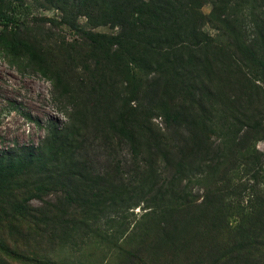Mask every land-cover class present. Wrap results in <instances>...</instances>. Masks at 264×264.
I'll return each instance as SVG.
<instances>
[{"label": "rangeland", "instance_id": "rangeland-1", "mask_svg": "<svg viewBox=\"0 0 264 264\" xmlns=\"http://www.w3.org/2000/svg\"><path fill=\"white\" fill-rule=\"evenodd\" d=\"M199 1V23L211 37L215 55L200 58L204 63L193 67L195 76L191 58L192 65L182 70L180 79L169 72L131 70L113 44L120 28L101 20L104 12L99 8L88 16L86 8L62 1L0 0V33L27 41L49 69L43 74L28 58H12L0 45V153L38 146L51 124L76 141L72 153L78 162L71 168L63 165L48 178L21 177L0 196V264H264L260 245L222 255L236 238L228 229L199 240L195 227L169 237L165 233L170 227H164V233L161 225L152 223L150 237L139 247L134 245L137 240L127 237L115 245L74 246L81 238L73 227L86 220L80 192L88 191L87 197L95 200L89 191L104 199L140 184L149 191L152 174L158 179L171 173L174 155L148 147L144 139L159 136L168 149L174 145L175 150L189 152L196 128L164 120L161 100L189 115H207L218 126L232 125L239 134L245 132V162L240 157L236 163L231 156L227 160L228 166L234 162L232 182L239 184L244 196L243 210L232 208L229 220L234 226L241 211L264 213V83L251 79L241 63L231 64L218 50L229 39L208 17L213 0ZM246 1L253 4L264 37V0ZM182 55L188 57L186 51ZM134 109L139 118L149 111L152 124L136 132L141 141L137 148L117 137L113 128L118 123L127 126L124 120ZM200 136L208 144L219 141L213 133ZM253 152L260 154L259 162ZM79 171H84L81 176ZM191 186L195 201H200L203 188ZM144 211L134 208L133 214H126V224ZM182 217L179 212L178 219Z\"/></svg>", "mask_w": 264, "mask_h": 264}, {"label": "trees", "instance_id": "trees-1", "mask_svg": "<svg viewBox=\"0 0 264 264\" xmlns=\"http://www.w3.org/2000/svg\"><path fill=\"white\" fill-rule=\"evenodd\" d=\"M56 1L86 8L89 10L88 16L89 12L101 9L104 13L99 18L120 28L113 44L117 46L119 53H123L122 58L126 63L132 65L131 70L135 68L154 74L169 72L168 74L180 78L182 70L189 64L192 65L191 58L194 60V65L191 66L193 72V67L204 63L201 57L215 55L216 47L199 23V0ZM208 17L229 39L227 46L218 50L224 52L231 64L232 61L241 63L251 79L264 83V37L261 36L262 31L259 29L253 4L246 0L240 3L213 0ZM0 45L12 58L26 57L43 74L48 72L43 57L27 41L15 36L6 38L0 33ZM185 51L187 58L182 55ZM171 70L173 71L170 73ZM192 74L195 76L196 73ZM56 81L60 84L58 77ZM162 101L159 108L164 120L170 124L183 123L196 128L197 131L189 142V152L175 150L174 145L168 149L167 143L159 136H154L152 140L144 139L148 147L157 151L166 150L165 155H174L171 173L166 178L158 179L152 174L149 191L145 185L140 184L123 195L109 196L108 199L102 198V194H92L89 191L95 200L87 197L88 191L80 192L81 209L86 220H79L77 226L73 227V231H77L81 238V242L74 246L115 245L120 239L127 237L131 241L137 240L134 245L139 247L150 237L152 223L161 225L164 233V227H170L171 230L165 233L169 237L178 236L189 226L195 227L194 233L199 240L208 239L209 235H217L228 229L233 238H236L222 251V255H232L256 245L264 246L263 212L241 211L234 226L229 220L232 208H244V196L237 189L239 184L232 182L231 170L234 162L239 160L238 157L244 161L242 140L245 132L239 134L231 128L232 125L218 126L207 115H189L174 103ZM148 114L149 111H146L139 118L134 109L124 120L127 126L119 123L113 126L117 137L123 138L131 148L139 147L141 141L135 135L140 129L151 127ZM206 132L215 134L219 138L218 143L208 144L207 138L202 139L200 135H206ZM75 142L70 135L62 132V128L50 124L38 146L27 145L2 151L0 196L10 192L21 177L48 178L49 174L63 170V165L67 168L72 163H78L72 153ZM253 153L252 158L259 162L260 154ZM230 156L235 161L228 166L227 160ZM69 170L66 169L68 176L71 173ZM79 172L78 176H81L84 171ZM258 173L259 168L256 167L254 174ZM80 179L83 184V178ZM191 184L203 188L204 195L200 201H195ZM85 186L84 183L83 187ZM136 207L145 211L139 219L134 218L131 225L126 224V214H133ZM179 212L183 213L181 219H178ZM71 243L74 241L71 240Z\"/></svg>", "mask_w": 264, "mask_h": 264}]
</instances>
